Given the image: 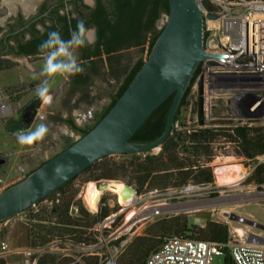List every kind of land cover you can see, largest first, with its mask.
I'll list each match as a JSON object with an SVG mask.
<instances>
[{
	"label": "trees",
	"instance_id": "16d2710c",
	"mask_svg": "<svg viewBox=\"0 0 264 264\" xmlns=\"http://www.w3.org/2000/svg\"><path fill=\"white\" fill-rule=\"evenodd\" d=\"M96 1V8L93 10L88 22H85L86 27L95 23L98 28L97 42L95 44L96 51L94 54L101 56L104 53L105 55H109L115 52L116 47L108 42L110 39H113V42L118 43L119 47L123 45H126L125 47H137L141 50L142 54L146 51L148 58L157 38L163 30V27L161 29L156 28L157 22L163 15H168L169 13L168 1ZM65 3L64 0H61L62 8H64ZM204 5L208 9H212L208 2H205ZM60 19L67 26L66 17L64 16ZM78 21L79 19L77 18L71 19V30L76 28ZM124 48L121 47L120 50ZM144 62L143 58L139 59L128 70L125 76L120 71L121 85L116 93V97L97 117L92 126L80 128L73 121L71 122L73 129L78 131L81 137H84L92 130L109 112ZM199 72L200 67L195 73L191 86L195 83ZM191 86L179 108L175 127L158 154L146 152L106 157L81 173L89 174L87 182L101 180L123 181L133 186L137 194L164 193L170 189L181 190L189 184L200 187L213 186L215 184V176L210 166V162L214 156L212 146L214 141L221 137L233 141L237 145L236 148L241 157L250 162L258 163V158L264 157V129L262 127L238 128L232 133L226 128L209 126L201 111L198 114L199 126L194 125L190 129L184 124H179L180 126H178L182 109L187 105ZM172 100L173 97H170L152 114L133 136L132 141L150 143L160 137L165 127ZM74 143L71 142L66 148ZM47 161L42 162L39 167ZM36 169L29 172L26 177ZM79 176L60 187L45 199L50 200L52 204L49 218H53V221L49 225L39 227L34 236L38 242L32 241L33 247H43L55 238L58 240L70 239L76 244L85 245L98 242L96 238L97 233L94 231L95 226L108 218L118 208L115 209L110 208L108 205H101L99 212L93 214L82 204L81 200L74 201L77 191H71L70 187ZM249 181L256 185L264 184V161L256 166ZM68 193L72 194L68 196ZM58 195L59 197H57ZM43 201L38 203V205ZM106 202V199H104L103 204ZM73 206L77 208L75 216L71 215ZM47 222L49 223L50 220H47ZM173 236L225 242L230 238V231L228 226L212 222L208 223L206 228L200 230L196 226L191 225L189 219L186 217L157 220L146 229L143 236L137 237L126 249H122L124 251L123 262L121 260L120 264H145L149 256L162 246L165 239ZM123 240L124 238H119L117 241L112 242V245L120 247ZM0 264H7V262L3 258H0ZM36 264L103 263L99 256H89L76 261L70 257H64L56 253H46L39 256Z\"/></svg>",
	"mask_w": 264,
	"mask_h": 264
},
{
	"label": "rangeland",
	"instance_id": "374dc122",
	"mask_svg": "<svg viewBox=\"0 0 264 264\" xmlns=\"http://www.w3.org/2000/svg\"><path fill=\"white\" fill-rule=\"evenodd\" d=\"M25 1L0 0V24L11 20L15 14L20 13L28 16V13H30L29 16L34 15L37 6L43 0H35L28 9L25 8ZM86 1L88 4H93L92 0ZM161 21L164 22L165 18ZM162 27L163 24L159 22L158 28L161 29ZM119 56L118 59L123 65L132 64L133 61L141 57L144 61L147 60V52L145 51L142 54L141 50L137 48L125 51ZM12 63L13 67L11 70L0 73V90L14 108L12 117L0 118V156L7 159V163L0 168V193L24 179L29 172L39 167L42 162L50 160L56 154L62 152L69 141L74 142L79 139L78 135L61 126V128H50L48 135L43 139L46 143L42 140L32 145H20L16 136L5 129L8 124L17 118L21 108L37 97L35 89L45 79V77L39 75V71L35 72L34 70L36 68L42 69L43 58H32L29 63L24 58ZM96 83L97 86L91 89V93L97 99V106L99 105L100 107L90 108L92 113L95 110L100 111L103 103H107L106 92L111 93L117 87L115 79L109 75H104ZM51 91H55V87H52ZM46 104L42 102L41 112L46 110ZM83 111L82 109L80 114L75 113V120L80 126H90L92 123L86 118L90 116V112L85 114ZM199 111H201L200 103L193 96H189L187 105L182 109L178 126L184 124L189 129L194 125L199 126ZM211 117L215 118L214 121L207 120L208 125L211 127L228 128L230 125L226 120L222 119L218 110H213ZM40 123H44L43 120H37L28 128H35ZM257 126L260 127V125ZM236 146L233 141L224 137L214 141L212 146L214 156L210 162L215 176V184L213 186H195L196 189L194 191L184 194L174 189L173 192H164L158 196L146 195L139 207L145 203L160 199L171 204L170 213L154 221H143L135 226L130 225L129 220L135 214L134 208L122 205L119 202L118 195L114 192L104 191L102 200L106 199V201L113 202L111 203L113 204L112 208H118L113 213L118 214L117 221L112 225V228L104 229L102 236L99 228H97V231L94 230L97 233L96 237L102 238L101 241L95 244H83L85 247L70 248L67 257L78 261L89 256H99L103 264H120L121 260L123 262L124 251L122 249H126L137 237L143 236L149 226L157 220H169L176 217L188 218L189 223L200 230L206 228L207 224L211 222L226 225L231 235L240 241H253L257 237H261L259 238L261 241L264 240V184L256 185L249 181L253 173L251 171L256 162H250L241 157ZM234 163L242 165L247 170L245 178L236 187L220 186L216 178V169L226 164ZM88 176L89 174H81L71 185L70 190L73 192L77 191L74 201L81 200L82 204L93 213L94 211L89 208L84 198L85 189L90 184L95 185L107 180L87 182ZM119 182L125 183L123 181ZM96 187H98L97 184ZM68 194L70 196L72 193ZM144 194L140 193L138 196H144ZM196 206L201 209L193 211L192 208ZM51 208L50 200H44L41 204H37L12 220L0 223V242L4 241L9 245V252L1 253L0 258H3L7 264H27V257L23 252L33 248L32 241L35 240L34 236L39 227L49 225L53 221V218H49ZM99 210L100 208H98V212ZM76 214L77 208L73 206L71 215L75 216ZM239 218H242L243 221L240 222ZM47 220H50V222L48 223ZM237 228H242L245 235L241 237L236 232ZM114 233L119 238H124L120 248L112 245L114 241H111L110 238ZM35 241L38 242V240ZM61 256L65 257L66 255L63 254ZM223 259V257H217L215 263L221 264Z\"/></svg>",
	"mask_w": 264,
	"mask_h": 264
},
{
	"label": "built area",
	"instance_id": "2783aa9c",
	"mask_svg": "<svg viewBox=\"0 0 264 264\" xmlns=\"http://www.w3.org/2000/svg\"><path fill=\"white\" fill-rule=\"evenodd\" d=\"M205 16L212 14L215 19L205 18V50L211 54L225 55L224 59H213V64L207 60L200 66L189 96L200 103V110L205 119L214 121L213 110L220 111V116L230 125L227 130L234 132L238 128H255L260 125L264 129V0H197ZM208 2L212 9L204 3ZM203 93H200V84ZM14 115L13 105L0 90V118ZM251 172L264 161L258 158ZM97 185L99 183H96ZM189 184L179 191L189 193L196 185ZM199 187V186H198ZM99 188V187H98ZM170 189L166 192H173ZM103 195V194H102ZM102 195L98 208L113 202L103 204ZM149 196L162 193H145L130 200L128 206L134 208L135 214L129 220L135 226L143 221H154L170 213V202L155 200L139 207ZM139 207V209H138ZM137 209V211H136ZM97 214L93 212V214ZM118 214H111L94 228L100 230L112 228ZM240 222L243 221L239 218ZM98 242L102 238L96 237ZM240 241L231 233L228 241L216 242L181 238L177 236L166 238L162 246L153 252L145 264H216L217 257H223L221 264H264V240ZM111 241H117L116 233L111 235ZM122 244V242H121ZM70 239L54 240L43 247H33L23 253L27 264H36L39 256L46 253L66 255L70 248L85 247ZM121 247V245H120ZM116 247V248H120ZM9 252V245L0 242V254ZM80 261V260H78Z\"/></svg>",
	"mask_w": 264,
	"mask_h": 264
},
{
	"label": "water",
	"instance_id": "95a60500",
	"mask_svg": "<svg viewBox=\"0 0 264 264\" xmlns=\"http://www.w3.org/2000/svg\"><path fill=\"white\" fill-rule=\"evenodd\" d=\"M168 15L159 20L163 30L147 60L126 90L101 121L84 137L48 160L19 182L0 193V223L7 222L36 206L87 168L106 157L135 153L158 154L175 127L176 117L196 71L207 60L225 55L205 50V16L197 0H167ZM165 18V21H161ZM203 93V84H200ZM170 97L164 130L150 143L132 141L133 136ZM6 159L0 160V166ZM119 182V181H116ZM108 181L98 184L105 189ZM136 195L124 183V201ZM252 223V222H251Z\"/></svg>",
	"mask_w": 264,
	"mask_h": 264
},
{
	"label": "flooded vegetation",
	"instance_id": "af4514ba",
	"mask_svg": "<svg viewBox=\"0 0 264 264\" xmlns=\"http://www.w3.org/2000/svg\"><path fill=\"white\" fill-rule=\"evenodd\" d=\"M93 4H88L86 0H64L65 6L61 7V0H43L36 8L34 15L24 16V14H15L11 20L5 21L4 24H0V73L4 71H8L12 69V62H17L20 59H26L29 63V60L32 58H43L42 54L39 51V45L47 39L48 33L50 30L57 31L61 34L64 39L70 38V23L71 19L77 18L79 20H83L84 22H88L89 18L92 15L93 10L97 6V1L92 0ZM35 0H32V4ZM66 17L67 26L63 22H61V17ZM158 23L156 28H158ZM87 28L93 30V35L95 37V43L92 46L84 47L78 50L77 56L78 60L82 62V66L85 69L82 74H77L75 76H71L68 78L69 85L73 86V89L76 88L78 90V95L80 96L76 103L69 104L68 99L71 95L76 92L71 88L69 91H66L61 95L58 92L52 93V99L57 100L60 99V104L52 107V114L47 116L51 121L61 118L62 120L59 122L61 126L67 128L70 132L75 135L81 137L80 133L73 129L71 122L73 121L76 126L80 128H87L92 126L95 123L97 117L104 111V109L113 101L116 97V93L118 92L121 79H120V71L126 75L128 70L132 68L136 62L141 59L139 58L136 61H133L131 64L123 65L119 61V55L125 51L135 49L137 47H125L123 45L121 47H125L120 50L118 43H114L113 39L109 40V44H112L116 47V51L106 55L104 59L102 54L101 56H96L94 52L96 51V42H97V33L98 28L97 25L91 24ZM69 36V37H67ZM102 49V47H100ZM139 49V48H137ZM44 60V59H43ZM35 72L40 69H34ZM104 75H109L115 79L117 83L116 90L111 93L106 92L107 103H103L100 111H92L91 109L96 108L98 102L97 99L93 104L86 106L84 108H80V101L83 99L82 95L86 88L97 86V81L104 77ZM193 85L191 86V89ZM61 97H63L61 101ZM42 106V101L39 97H36L34 100L30 101L21 110L18 112L17 118L13 120L8 126L5 127L6 130H9L10 134H14L17 130L28 128L34 121L39 120L38 112ZM64 109L66 114L63 118V112L59 110V108ZM97 107H100L99 105ZM82 109L85 114L90 112V116L86 118L91 121L90 126H80L75 120V113L80 114ZM98 109V108H97ZM90 110V111H89ZM48 112V111H47ZM85 118V119H86ZM59 125V124H58ZM44 143H46L43 140ZM76 142V141H74ZM37 143V142H36ZM71 142L69 141L66 146H68ZM5 159L0 156V160ZM7 163L6 162L4 164ZM3 164V165H4ZM1 165L0 168L3 166Z\"/></svg>",
	"mask_w": 264,
	"mask_h": 264
},
{
	"label": "clouds",
	"instance_id": "9594fccd",
	"mask_svg": "<svg viewBox=\"0 0 264 264\" xmlns=\"http://www.w3.org/2000/svg\"><path fill=\"white\" fill-rule=\"evenodd\" d=\"M95 43L93 31L86 27L83 20H79L76 28L71 30L70 38L64 39L57 31L48 33L47 39L39 45V51L44 63L40 76L45 77L36 87L35 94L44 103L52 100L50 94L52 83L56 77H71L82 74L84 68L78 60L79 49L92 46ZM49 133L46 124L40 123L35 128L17 130L14 135L20 145H32L42 141Z\"/></svg>",
	"mask_w": 264,
	"mask_h": 264
},
{
	"label": "bare ground",
	"instance_id": "6f19581e",
	"mask_svg": "<svg viewBox=\"0 0 264 264\" xmlns=\"http://www.w3.org/2000/svg\"><path fill=\"white\" fill-rule=\"evenodd\" d=\"M25 8L28 9L30 6H32V0H26L25 2ZM247 170L239 164H226L225 166L216 169V178L217 182L220 186H228V187H236L239 186V184L243 181V179L246 176ZM124 188V183L122 182H108V185L105 189H99L96 187V184H90L85 189V200L89 206V208L96 212L98 210V204L99 200L101 198V195L104 193V191L114 192L118 195L119 202L122 205L128 206L129 201H124L122 197L120 196L121 191ZM188 191H194L193 188H190ZM262 195V194H261ZM198 206L193 207L192 210H200ZM236 232L242 237L245 235V232L242 228H237Z\"/></svg>",
	"mask_w": 264,
	"mask_h": 264
},
{
	"label": "crops",
	"instance_id": "0c3cea01",
	"mask_svg": "<svg viewBox=\"0 0 264 264\" xmlns=\"http://www.w3.org/2000/svg\"><path fill=\"white\" fill-rule=\"evenodd\" d=\"M111 54V53H110ZM104 59L106 58V55L104 54L103 55ZM54 80V79H53ZM51 81L52 83V87H55V91H51V95H53L52 93H56L58 92L60 94L61 92V95L64 94L66 91H69L71 88L73 89V86L69 85V81L67 78L65 77H56L54 81ZM91 89L92 87H88L84 90L83 92V95H82V100L80 101V108H84L86 106H89L91 104H93V99L94 101H96V98L93 96V94L91 93ZM76 93L71 95V97L67 100L69 104H74L76 103L77 99L80 97L78 94V90L76 88L73 89ZM59 97H57L56 99H52L49 103L46 104V110L44 112H41V108L38 112V117H39V120H43V122L48 126L49 130L50 128L52 127H58L60 126V121L62 120L61 118L59 119H56L54 121H51L50 118H48L47 116L51 115L52 113V107L56 106L57 104H60V99L57 100ZM63 97H61V101H62ZM42 107V106H41ZM59 110H61L63 112V118L65 117V110L59 108ZM48 111V112H47ZM37 122V121H34L32 123V125ZM59 124V125H58Z\"/></svg>",
	"mask_w": 264,
	"mask_h": 264
}]
</instances>
